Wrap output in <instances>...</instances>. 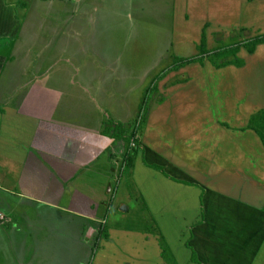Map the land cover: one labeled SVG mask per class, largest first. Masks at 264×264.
<instances>
[{"label": "rangeland", "instance_id": "1", "mask_svg": "<svg viewBox=\"0 0 264 264\" xmlns=\"http://www.w3.org/2000/svg\"><path fill=\"white\" fill-rule=\"evenodd\" d=\"M6 1L10 3L11 0ZM16 1L18 3L19 0ZM44 1L33 2L36 13L30 11L25 31H35L37 27L45 41L48 40L45 33L56 26L58 20L63 18V13L55 11L56 2ZM7 3L0 0V11L2 9L6 11L3 14L0 12L1 22L7 18L6 13L11 18L13 15L9 10L10 7L14 8L15 3H11L12 6ZM19 7L22 12L23 7ZM96 12L101 13H97L94 19V14L91 13H95V10L81 13V15L87 14V20L91 21L87 23L85 33L73 24L71 25L73 27H70L73 32L74 30L82 31L76 44L79 42L84 44L85 39L87 49L90 51L86 52L83 60L91 59L93 62L94 59L101 64L100 58L98 60L94 57L101 55L98 51H100V44L104 42L119 48L118 59L115 60L114 65L108 63L107 67L100 66L99 69L87 68L74 71L71 66V69L64 71L61 88L55 92L56 96L66 95L68 90L70 92L67 94L72 93V87L69 85L70 76L74 79V76H77V81L84 83L88 76L87 84L90 88H82L78 82L75 93L91 96L92 104L97 101L103 110H107L106 112L110 113V116L106 118L108 125H111L116 111L119 117L132 119L135 117L134 114L137 115L134 110L137 111L135 107L138 104L146 108L147 114L144 120L141 119L140 128L143 129L144 142L147 144L146 137L159 135L161 132L160 135L161 137L163 135L164 140L167 137V135L164 136L167 129L173 127V123L167 120L168 115L166 116L169 107L163 105L159 109L154 108L153 103L161 98V93L158 90L151 92L150 87L158 83L161 85V80L165 77L169 81L172 77L180 82L186 80L178 86L177 95L179 101H184L183 104L187 108L185 111H180L182 114L174 118L176 124L182 123V127L187 128L185 139L188 144L185 152L182 151L184 149L179 150L184 154L183 160L186 162L191 156H193L192 159L197 160L196 155H198L199 162L203 157L202 163H204L205 157L212 159L215 155H228L224 165L230 169L237 168L234 172L230 171V174L238 179L237 183L246 185L249 181L251 182L258 193L255 195L250 192L249 195L252 198L249 200L259 208L264 202V185L262 188L259 185L264 184V148H262L264 145L255 133L242 128H247L252 115L264 109V43H259L252 53L243 46L248 41L264 35V0H132L120 8V13L114 14L117 16V21L114 23L108 22L109 19L114 18L110 11ZM127 12L132 14V19L126 18ZM41 16L43 22H40ZM41 24L44 25L40 27ZM66 26L65 24V28ZM203 34L206 36L205 48L210 50V53L203 59L184 64L185 67L180 70H172L166 74L165 72L170 70L169 67L177 63L178 58L200 57ZM59 40L61 37L58 38ZM234 44L241 45L238 56L245 62L244 66L216 67L212 62L217 59L210 60L213 50ZM56 56L58 54L49 59L45 55L43 61H38L36 58L35 60L44 62V67H50L49 75L56 76L60 73V67L63 66L60 62L64 61ZM31 58L34 60L33 55ZM163 73L166 75L162 76ZM4 84L5 82L1 79V90H4ZM168 92L174 93L172 89ZM176 101V99L173 100V103ZM176 105L181 110L178 102ZM175 108L173 106V109ZM135 118L129 120L128 124L134 126ZM140 118L139 115L137 119L140 120ZM220 123L229 124L227 133ZM3 127H1L2 132ZM2 132L0 131V138L3 136ZM220 133L223 136L221 141L216 138ZM137 137L139 143L138 132ZM193 144H197L198 147H192ZM123 160V163L128 165L125 157ZM222 161L223 159H220L218 164L220 167ZM5 173V168L0 165V185H2L3 176L5 178ZM241 173L257 181L248 179ZM6 179L13 180L9 175ZM208 188L210 185L204 186L206 194L202 200L203 204L199 200L197 191L187 188L183 199L189 201L188 205L180 206L176 212L173 208L171 213L165 211L157 214L158 226L170 243L177 257L176 260L179 264L195 262L197 264L200 259L203 264H210L204 261L209 255L211 264H264L262 215H255L244 209H233V207L245 208L247 205L237 207L226 199L227 197L213 195ZM241 188L245 190L244 187L241 186ZM123 194L128 201H122L118 210L117 202L112 209H109L107 216L110 215V218L107 227H110L113 238L119 237L124 240L128 237L124 240L127 241L137 233L121 230V228H131L129 226L131 225L134 229L144 231L150 227L141 219V215L144 214L140 202L133 201V198L127 199L125 190ZM13 196L0 190V214L5 216V219H0V264H10L7 262V255L24 258L28 254L21 249V233L18 226L19 220L25 216L24 213L30 205L20 204ZM123 203H128L126 206L130 205L131 210H122ZM27 216L33 221L36 219L34 212ZM105 220L104 217L100 219L98 228L101 230L97 236L95 235L96 239L102 241L96 243V239L93 238L84 243V241H78L79 237L75 242L62 237V242L54 240V243L44 249L40 248L39 255L33 258L36 261V258L41 260L43 257L44 264H72L74 257H88V264H99L98 261L107 254L122 253V251L118 252L120 247H115L111 241L103 240L102 230L105 229ZM6 221L9 222V227ZM10 226L13 229L10 230ZM54 226H57V223ZM107 233L108 228H106ZM153 239L157 241V237ZM89 248L90 251H88ZM18 249L21 250L18 252ZM30 257L28 255L25 261L32 264L33 262L28 260Z\"/></svg>", "mask_w": 264, "mask_h": 264}, {"label": "crops", "instance_id": "2", "mask_svg": "<svg viewBox=\"0 0 264 264\" xmlns=\"http://www.w3.org/2000/svg\"><path fill=\"white\" fill-rule=\"evenodd\" d=\"M2 1L7 3L6 0ZM34 1L37 0H25L26 6H22V12L19 6L17 8L16 0L8 2L9 6L15 3L14 8L10 7L9 10L8 7L9 12L13 14L12 18L6 13L8 19L4 18L3 22L0 21V80L3 79L5 82L4 90L0 89L1 132V127L4 126L3 136L0 138V165H3L6 172L0 190L14 195L15 200L20 204L30 205L24 213L25 216L19 220L18 226L21 233V249L28 254L24 258L7 255V262L29 264L25 261L29 255L31 257L28 260L32 261V264H44L43 257L41 260L36 258V261L33 258L39 255L40 248L44 249L54 243V240L62 242V237L67 240L72 239L74 242L79 237L78 241L84 243L96 239L101 230L98 228L100 219L104 217L106 223L105 229L102 230L103 240L111 241L115 247H120L118 252L122 251V253L107 254L98 261L99 264L101 262L102 264H179L170 243L158 226L157 214L165 211L171 213L173 208L176 212L180 206L188 205L189 201L183 199L187 188L195 189L203 204L202 200L206 194L204 186L210 185L208 190L212 191L213 195L227 197L226 199L237 207L247 205L245 208L233 207V209H244L255 215H262L264 220V202L257 208L249 200L252 198L250 192L255 195L258 192L254 190L250 181L246 185L237 183L236 176L230 174V171L234 172L237 168L230 169L224 165L228 155H215L212 159L205 157L204 163H202L203 157L199 162L198 155H196L197 160L192 159L193 156L186 162L183 160L184 154L179 150L184 149L182 151L185 152L188 144L185 139L187 128L182 127V123L176 124L174 118L187 108L183 104L184 101H179L177 95L178 86L186 80L180 82L172 77L169 81L166 77H159L163 78L161 85L156 84L154 91L158 90L161 98L155 100L153 105L157 109L163 105L169 107L166 116L168 115L167 120L173 123V127L167 129L164 135L167 137L164 140L160 132L159 135L146 137V144L143 129L140 128L139 120H136L135 124L139 125L137 130L140 134V147L135 152L130 165L123 163L124 152L129 142L117 132L116 127L113 129L108 126L106 118L110 113L103 110L97 101L92 104L91 96L75 93L78 82L80 87L90 88L87 84L88 76L86 83L77 81V76L73 75L75 79L70 76L69 85L72 87V93L67 94L70 92L68 90L66 95L56 96L55 92L61 88L65 70L72 67L74 71L87 68L99 69L100 66L107 67L108 63L114 65L115 60L118 59L119 48L104 42L100 44L98 51L101 55L94 57L98 60L100 58L101 64L94 59L93 62L91 59L83 60L86 52L90 51L87 49L85 39L84 44L80 42L76 44V42L88 26L87 23L91 21L87 20V14L81 15V13L95 10V13H91L94 14V19L97 13H101L96 11L105 10L110 11L114 16L120 13V8L132 0H52L57 6L56 9L55 6L53 8L57 12H62L63 18L58 20L51 30H47L45 34L48 40L45 41L37 27L35 31H25L30 11L35 12ZM49 1L51 0L47 3ZM3 8H6L5 5ZM17 9L20 13L18 16ZM0 12L3 14L6 11L2 9ZM126 14V18L132 19L130 12ZM41 21H44L42 16ZM116 21L117 16H114L108 22ZM72 24L82 31L70 30ZM42 25L44 24L40 27ZM59 37L61 40L58 41ZM56 54H58L56 57L64 60L60 62L63 66L56 76L49 75L50 67H44V62H36V60L43 61L45 55L51 59ZM32 55L34 60L31 58ZM169 68L166 74L172 71L171 67ZM171 89L174 93L168 92ZM175 99L181 110L178 109L176 102L173 103ZM173 106L176 108L173 109ZM141 107L139 104L135 107L137 111L134 110V113L137 115L132 113L136 118L140 114ZM112 118L111 121L116 124L128 123L132 120L119 117L117 111ZM220 124L227 133L229 124ZM242 129L251 130L256 134L252 129L246 127ZM257 137L259 138L258 135ZM216 138L221 141L223 136L220 133ZM259 140L261 141L260 138ZM193 146L198 147L197 144ZM220 159H223L222 168L218 165ZM7 175L13 180L7 181ZM259 185L262 188L264 184ZM241 186L245 190H242ZM124 190L127 199L133 198V201L140 202L144 214L141 215V219L150 227L144 231L134 229L131 225H129L131 228H121L137 233L127 241L124 240L128 237L124 240L119 237L113 238L110 227H107L110 218V215L107 216L109 209H112L117 202L118 210L122 201H128L123 194ZM126 205L128 203L121 205L122 210L130 211L131 206ZM31 212L36 215L34 221L27 216ZM9 222H11L10 218ZM9 222L6 221V225ZM56 223L57 226H54ZM262 226L264 228V223ZM106 228H108L107 234ZM152 237H157V241ZM98 241L102 240L96 239V243ZM21 249H18V252ZM204 261L212 263L209 255ZM72 264H88V257H74ZM197 264L203 262L199 259Z\"/></svg>", "mask_w": 264, "mask_h": 264}, {"label": "trees", "instance_id": "3", "mask_svg": "<svg viewBox=\"0 0 264 264\" xmlns=\"http://www.w3.org/2000/svg\"><path fill=\"white\" fill-rule=\"evenodd\" d=\"M14 1V0H11ZM18 6H26L25 0H19L17 3V8ZM18 11V9H17ZM20 15L19 11L17 13V16ZM259 43H264V35H261L259 37H256L252 39L251 41H248L247 43L244 44L243 47H246V49L252 53L255 50V47ZM206 44V36L203 34V37L201 39V51H200V57L198 56L197 58H178V61L175 65L171 67V70H177L180 67H183L184 64H187L189 62L197 61L200 59H203L204 56L208 53H210V50H207L205 47ZM241 48L240 44H234L230 46H224V47H218L217 49H214L211 55L210 60L213 61L217 59L215 62H212L215 64L216 67L222 68L225 66L229 65H237V66H244L245 62L238 56V52ZM202 55V56H201ZM166 73V72H165ZM164 73V74H165ZM162 74V76L164 75ZM156 89V84L150 87V91H153ZM140 111V121L141 119L144 120L147 112L146 108L144 106L141 107ZM138 115V118H139ZM136 120H139L136 118ZM109 126V125H108ZM112 126V127H111ZM117 128V132L121 133L122 137L129 142L128 148L125 151L124 157H125V162L128 161V165L132 163L133 157L135 152L139 149L140 145L137 142L138 138H136V128L138 129L139 126L136 124L133 126L132 124L129 125L128 123H111L110 128ZM247 128L252 129L253 131L256 132V134L259 136L261 139V142L264 145V109H261L258 111L256 114L252 115V117L249 119V124L247 125ZM138 132V130H137ZM134 139L137 143V146H131L130 142Z\"/></svg>", "mask_w": 264, "mask_h": 264}, {"label": "built area", "instance_id": "4", "mask_svg": "<svg viewBox=\"0 0 264 264\" xmlns=\"http://www.w3.org/2000/svg\"><path fill=\"white\" fill-rule=\"evenodd\" d=\"M139 122H140V120H139ZM137 126H138V123L136 124ZM136 138H138L137 137V130H136ZM131 146H136L137 145V143H136V141L134 140V139H132V141H131ZM0 219H4V216L2 215V214H0Z\"/></svg>", "mask_w": 264, "mask_h": 264}]
</instances>
